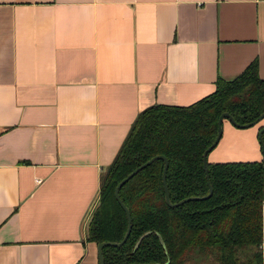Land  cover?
I'll list each match as a JSON object with an SVG mask.
<instances>
[{
  "label": "crops",
  "instance_id": "crops-1",
  "mask_svg": "<svg viewBox=\"0 0 264 264\" xmlns=\"http://www.w3.org/2000/svg\"><path fill=\"white\" fill-rule=\"evenodd\" d=\"M254 58L264 77V0H0V264H98L85 228L136 112ZM259 125L224 117L205 160H257Z\"/></svg>",
  "mask_w": 264,
  "mask_h": 264
},
{
  "label": "trees",
  "instance_id": "trees-1",
  "mask_svg": "<svg viewBox=\"0 0 264 264\" xmlns=\"http://www.w3.org/2000/svg\"><path fill=\"white\" fill-rule=\"evenodd\" d=\"M224 110L236 123L251 121L264 110V77L255 58L230 78L216 77L213 89L189 103L153 102L136 112L100 173L86 239L122 237L126 215L113 196L114 184L152 155L166 157L164 180L171 202L205 194L201 157ZM257 129L264 149V125ZM205 163L208 196L176 205L167 204L163 196L162 157L132 173L118 187L130 213V230L121 243L101 245L103 264H191L200 259L208 264H262L264 155Z\"/></svg>",
  "mask_w": 264,
  "mask_h": 264
},
{
  "label": "water",
  "instance_id": "water-1",
  "mask_svg": "<svg viewBox=\"0 0 264 264\" xmlns=\"http://www.w3.org/2000/svg\"><path fill=\"white\" fill-rule=\"evenodd\" d=\"M264 115V110H262L261 112H259V114L256 116V118L252 119L251 121H246V122H243V123H236L233 119V117L231 116V114H229L227 111H222L219 113V116L217 117V121H216V134L213 138V140L209 143L208 147L203 151L202 153V164H203V170H204V173H205V179L207 181V192L205 194H202V195H191V196H185L183 198H180L178 199V201L176 202H171L170 199H169V196H168V193H167V186H166V183H165V180H164V173H165V169H166V157L161 153V154H155V155H152L148 158L145 159V161L139 163L138 165H136L135 167H133L132 169L129 170V172H127L124 176L120 177L117 182L114 184V187H113V196L116 197V199L118 200L120 206L122 207L125 215H126V227H125V232L124 234L122 235V237L119 239V240H115V241H106V240H99V242H96V246H97V262L98 264H103L102 262V251H101V245L103 244H111V245H115V244H119L123 241V239L125 238V236L127 235L128 231L130 230L129 227H130V213H128V209L127 207L125 206L124 202L121 200V198L118 196V187L132 174L134 173L137 169L145 166L146 163H148L149 161H151L153 158L155 157H162L163 159V167H162V171H161V180H162V183H163V196L165 197V201L167 204L169 205H176L178 204L179 202L183 201V200H187V199H194V198H201V197H207L208 194L210 193V190H211V184L209 182V178L207 176V172H206V163H205V156H206V153L209 151L210 148L213 147V145L216 143V141L218 140V138L220 137L221 135V121L224 117H226L227 119H229V121L233 124V125H236V126H245V125H250V124H253L255 123L260 117H262ZM257 139H258V136H257ZM260 141V139H259ZM260 149H261V153L264 155V149H263V145L261 144V141H260ZM138 240V239H137ZM137 240L134 242V245L136 244ZM167 261H164V263H166Z\"/></svg>",
  "mask_w": 264,
  "mask_h": 264
},
{
  "label": "rangeland",
  "instance_id": "rangeland-1",
  "mask_svg": "<svg viewBox=\"0 0 264 264\" xmlns=\"http://www.w3.org/2000/svg\"><path fill=\"white\" fill-rule=\"evenodd\" d=\"M253 124L240 126V127H248V126H252ZM235 127L240 128L239 126H235ZM191 264H208V262L200 259V260H197L196 262L191 261Z\"/></svg>",
  "mask_w": 264,
  "mask_h": 264
}]
</instances>
